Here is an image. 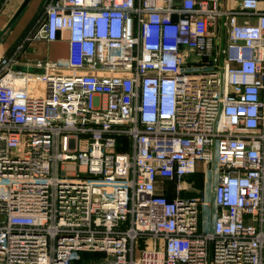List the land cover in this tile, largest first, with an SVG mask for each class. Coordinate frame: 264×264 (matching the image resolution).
I'll use <instances>...</instances> for the list:
<instances>
[{"label": "built area", "instance_id": "2783aa9c", "mask_svg": "<svg viewBox=\"0 0 264 264\" xmlns=\"http://www.w3.org/2000/svg\"><path fill=\"white\" fill-rule=\"evenodd\" d=\"M0 264H264V0H48L0 55Z\"/></svg>", "mask_w": 264, "mask_h": 264}, {"label": "crops", "instance_id": "0c3cea01", "mask_svg": "<svg viewBox=\"0 0 264 264\" xmlns=\"http://www.w3.org/2000/svg\"><path fill=\"white\" fill-rule=\"evenodd\" d=\"M24 1L0 0V55L2 53L10 54L22 42L24 35L48 0H29L20 11ZM67 58L68 42L66 40L34 41L26 45L19 61L26 65L37 59H53L64 62Z\"/></svg>", "mask_w": 264, "mask_h": 264}, {"label": "trees", "instance_id": "16d2710c", "mask_svg": "<svg viewBox=\"0 0 264 264\" xmlns=\"http://www.w3.org/2000/svg\"><path fill=\"white\" fill-rule=\"evenodd\" d=\"M199 174H201L200 172H198V173H196L193 177L196 179V181H197V179H198V175ZM198 182V181H197ZM171 185V184H170ZM170 187L171 186H169V188L167 189L168 191H167V195L170 197V198H172L173 196H174V193H173V190H171L170 189ZM102 255V253H100V252H93V253H89V252H85L84 254H83V256L85 257V258H88V257H92V256H95V257H99V256H101Z\"/></svg>", "mask_w": 264, "mask_h": 264}, {"label": "water", "instance_id": "95a60500", "mask_svg": "<svg viewBox=\"0 0 264 264\" xmlns=\"http://www.w3.org/2000/svg\"><path fill=\"white\" fill-rule=\"evenodd\" d=\"M29 2V0H25L24 3L22 4L21 6V9L20 11L27 5V3ZM21 68H24V69H29L31 71H37V72H42L43 69H40V68H35V67H26V66H21Z\"/></svg>", "mask_w": 264, "mask_h": 264}, {"label": "rangeland", "instance_id": "374dc122", "mask_svg": "<svg viewBox=\"0 0 264 264\" xmlns=\"http://www.w3.org/2000/svg\"><path fill=\"white\" fill-rule=\"evenodd\" d=\"M67 167H68V169H73V165H70V164H69ZM197 181H198L197 184H198L199 186H201V185H202V174H199V175H198V179H197ZM170 186H171L170 189L172 190L174 186H173L172 184H171Z\"/></svg>", "mask_w": 264, "mask_h": 264}]
</instances>
